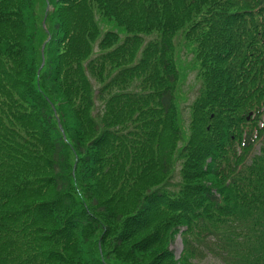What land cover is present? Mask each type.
I'll list each match as a JSON object with an SVG mask.
<instances>
[{"label": "trees", "instance_id": "16d2710c", "mask_svg": "<svg viewBox=\"0 0 264 264\" xmlns=\"http://www.w3.org/2000/svg\"><path fill=\"white\" fill-rule=\"evenodd\" d=\"M209 252L264 264V0H0V264Z\"/></svg>", "mask_w": 264, "mask_h": 264}, {"label": "rangeland", "instance_id": "374dc122", "mask_svg": "<svg viewBox=\"0 0 264 264\" xmlns=\"http://www.w3.org/2000/svg\"><path fill=\"white\" fill-rule=\"evenodd\" d=\"M99 18V17H98ZM100 20V19H99ZM101 26L105 29L106 25L101 22ZM179 41L183 42L182 38H178ZM178 42V41H177ZM179 60L182 67L183 82L181 85V96L179 98V103L182 111L183 123H187L189 119V105L194 101L199 93V88L201 86L200 78L198 77V70L193 65V55L190 48L181 46L180 51H178ZM179 170L177 169L172 177V186L175 187V183L179 181ZM172 249L175 251L177 257H179L182 252L183 245L180 237L172 245ZM197 264H226L219 255L209 252L201 261H197Z\"/></svg>", "mask_w": 264, "mask_h": 264}]
</instances>
